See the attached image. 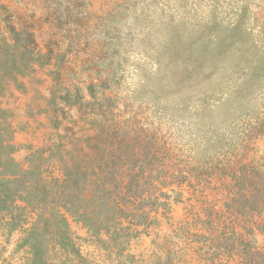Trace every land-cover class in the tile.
Listing matches in <instances>:
<instances>
[{"label": "rangeland", "instance_id": "obj_1", "mask_svg": "<svg viewBox=\"0 0 264 264\" xmlns=\"http://www.w3.org/2000/svg\"><path fill=\"white\" fill-rule=\"evenodd\" d=\"M0 264H264V0H0Z\"/></svg>", "mask_w": 264, "mask_h": 264}, {"label": "trees", "instance_id": "obj_2", "mask_svg": "<svg viewBox=\"0 0 264 264\" xmlns=\"http://www.w3.org/2000/svg\"><path fill=\"white\" fill-rule=\"evenodd\" d=\"M82 222H84V220H81Z\"/></svg>", "mask_w": 264, "mask_h": 264}]
</instances>
